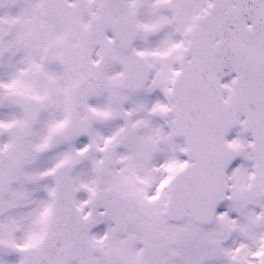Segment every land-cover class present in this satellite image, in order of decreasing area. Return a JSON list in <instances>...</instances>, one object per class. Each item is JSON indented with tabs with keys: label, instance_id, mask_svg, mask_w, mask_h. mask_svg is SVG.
<instances>
[{
	"label": "snow or ice",
	"instance_id": "snow-or-ice-1",
	"mask_svg": "<svg viewBox=\"0 0 264 264\" xmlns=\"http://www.w3.org/2000/svg\"><path fill=\"white\" fill-rule=\"evenodd\" d=\"M0 264H264V0H0Z\"/></svg>",
	"mask_w": 264,
	"mask_h": 264
}]
</instances>
